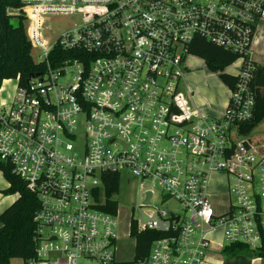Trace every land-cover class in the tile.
I'll return each instance as SVG.
<instances>
[{"label": "built area", "instance_id": "obj_1", "mask_svg": "<svg viewBox=\"0 0 264 264\" xmlns=\"http://www.w3.org/2000/svg\"><path fill=\"white\" fill-rule=\"evenodd\" d=\"M20 2L7 12L24 17L42 68L25 82L20 75L2 81L0 94L16 83L0 99V159L39 200L36 255L24 264H204L217 229L223 248L264 250V146L241 133L255 110L251 47L264 0ZM50 15L81 22L49 42L43 30ZM197 39L242 61L221 117L202 113L185 90ZM57 47L64 53H52ZM125 172L140 182V209L159 187L184 212L158 208L146 222L131 219L129 236L132 226L163 235L148 254L137 257L135 247L122 261L118 206H101L104 176ZM220 173L229 201L217 213L210 186Z\"/></svg>", "mask_w": 264, "mask_h": 264}, {"label": "trees", "instance_id": "obj_2", "mask_svg": "<svg viewBox=\"0 0 264 264\" xmlns=\"http://www.w3.org/2000/svg\"><path fill=\"white\" fill-rule=\"evenodd\" d=\"M20 6V0H0V86L4 79L16 78L18 75L25 82L32 73L42 68L33 57L24 17L7 12L8 8ZM15 18L17 23L13 22ZM62 52L64 53L57 47L52 53ZM191 52L202 58L210 69L220 71L221 79L228 86L236 82V75L224 72L227 66L238 59L236 53L202 39H197L192 44ZM251 62L254 67L250 83L255 93V110L252 119L241 127V133L244 135H249L264 120V65L254 60ZM0 171L9 182L6 192L19 193L18 198L0 214V264H11L13 259L25 260L36 255L37 226L34 214L39 207V200L27 188L26 183L12 172L10 163L0 159ZM103 180L106 205L101 206V209L114 212L118 202L113 200L112 196L119 191L120 176L105 175ZM131 232L137 237V257L148 254L152 241L163 235L155 229L137 233L135 226H132ZM223 252L231 257L251 252L253 256H261L264 259V250H251L244 244L228 245L223 248Z\"/></svg>", "mask_w": 264, "mask_h": 264}, {"label": "rangeland", "instance_id": "obj_3", "mask_svg": "<svg viewBox=\"0 0 264 264\" xmlns=\"http://www.w3.org/2000/svg\"><path fill=\"white\" fill-rule=\"evenodd\" d=\"M13 22L17 23V18L13 19ZM80 22L81 20L79 18L71 15L47 16L45 17V29L43 30L44 36L49 42H53L62 32L76 27ZM32 54L35 60L38 59V50L34 49ZM239 63V60L234 61L225 69L224 72H234ZM186 67V87H188L189 91L194 96V102L197 101L195 104L198 107H203L207 111L214 112L219 109L222 106V95H228L229 91V88L224 84L220 77V71L210 69L207 64L204 63L203 59L196 55H190L187 57ZM15 83V80H13L4 84V90L0 94L1 100H8L14 91ZM185 90L187 89L185 88ZM247 138H251L252 140H255V142L257 141L256 143L259 142V145L264 146V120L254 128L252 135L247 136ZM128 178L130 181H128ZM140 190V182L125 172L120 181L119 191L113 196V198L118 202V221L120 223L118 226L120 239L118 242L117 257L122 261L132 259L135 254L136 241L134 237L129 236V222L131 219L134 218L139 219L142 222H146L148 217L154 215L158 208H166L171 211L178 210L182 213L184 212L182 205L175 199L164 197L163 192L159 187L154 188L155 194L151 201V205L140 209L139 205L142 202ZM210 190L213 194L220 195L219 197H212L215 212L221 213L225 211L229 201V196L227 194V178L223 173L214 174ZM6 195L12 196L13 193L7 192ZM209 236L215 242L220 239L221 241H224L223 229H217ZM221 254L223 257H231L225 253ZM241 255L253 257L251 252L242 253ZM11 264H24V259H13ZM80 264H97V262L81 260Z\"/></svg>", "mask_w": 264, "mask_h": 264}, {"label": "crops", "instance_id": "obj_4", "mask_svg": "<svg viewBox=\"0 0 264 264\" xmlns=\"http://www.w3.org/2000/svg\"><path fill=\"white\" fill-rule=\"evenodd\" d=\"M251 59L256 61L259 64L264 65V21H262L258 24L255 35L253 37V43H252V47H251ZM237 60H239L240 63L238 65V67L235 68L234 72L230 73L232 75H236L240 71L241 66H242L241 59H237ZM186 61H187V59H186ZM204 63H205V61H204ZM184 79H185V77H184ZM185 84L187 86L186 80H185ZM224 84L229 88V86L225 82H224ZM186 88H187V91L189 92V96H190L192 104L195 107H197L202 113L210 115V116H214V117L223 116V114L226 110V107L228 106V103H229L230 89L228 91V95H226V94L222 95V100H221L222 106L213 112V111H207L203 107H198L195 104V103H197V101L194 102V100H195L194 96L189 91L188 87H186ZM252 132L249 134V136L252 135ZM0 173H2V174H0V214H1L4 209H6L9 205H11L18 198L19 193H13L12 196L6 195L7 194L6 190L9 187V182L7 181L5 176L3 175V172L0 171ZM120 181H121V178H120ZM213 196L219 197L220 195L213 194ZM147 197H148V195H147ZM148 203H145V204H148ZM0 226H1V223H0ZM131 235L133 237H136L132 234V232H131ZM216 252H217V254H216ZM221 253H224L221 239L216 241V242L212 239V244L210 246L209 254L207 255V259H206V262L204 264H264V259L261 257H258V256L247 257L245 255H236V256H232V257H223Z\"/></svg>", "mask_w": 264, "mask_h": 264}, {"label": "water", "instance_id": "obj_5", "mask_svg": "<svg viewBox=\"0 0 264 264\" xmlns=\"http://www.w3.org/2000/svg\"><path fill=\"white\" fill-rule=\"evenodd\" d=\"M10 12H15V10L11 9ZM151 196V193H148V197L145 201V203L149 202V197ZM169 224L168 223H163V222H159V228L162 230H167L168 229Z\"/></svg>", "mask_w": 264, "mask_h": 264}]
</instances>
